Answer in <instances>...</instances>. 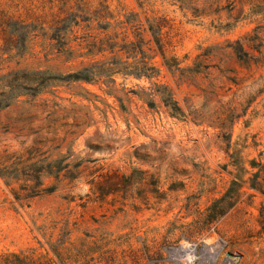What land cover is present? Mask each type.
I'll return each instance as SVG.
<instances>
[{"label": "rangeland", "instance_id": "1", "mask_svg": "<svg viewBox=\"0 0 264 264\" xmlns=\"http://www.w3.org/2000/svg\"><path fill=\"white\" fill-rule=\"evenodd\" d=\"M65 1L78 3L0 0V78L47 73L0 81V95L10 86L25 92L0 110V170H19L0 176V255L44 264H264V194L251 188L264 183V63L245 64L233 49L241 41L260 56L245 43L255 37L264 54V10L239 4L231 17L196 18L166 0L143 9L137 0H91L122 19L138 14L145 28L146 18H160L165 56L179 70L155 48L152 80L62 83L56 77L82 61L105 58L64 63L41 37L24 54L8 44L18 41L10 30L30 25L50 34Z\"/></svg>", "mask_w": 264, "mask_h": 264}, {"label": "trees", "instance_id": "2", "mask_svg": "<svg viewBox=\"0 0 264 264\" xmlns=\"http://www.w3.org/2000/svg\"><path fill=\"white\" fill-rule=\"evenodd\" d=\"M147 1L137 0L140 9L146 6ZM178 5L182 11L191 12L196 18H207L216 16L221 19L222 13L228 11L230 17L234 9L240 4L243 6L250 5L253 12L264 10V4L256 3L254 0H227L228 6L223 8L220 6L222 0H166ZM69 1H65L62 14L50 25V31L46 33L45 28L39 25H30L23 27L25 30H16L9 33L17 35V44H8L9 49L19 47L18 50L22 54L28 50V44L31 40L41 37L51 41V53L56 51L59 58H63L64 63H71L79 59L94 60L101 56L105 59L102 61H93L88 65H83L80 69L74 70L66 75H59L56 79L62 83H94L102 81L105 84L116 83L114 77L122 76L135 77L137 79L146 78L152 80L159 74L152 61L156 57L155 51L162 56L164 64L171 70H179V62L172 58L167 59L165 56V43L163 39L164 24L160 18H146V28L139 20V15L130 12L124 14L111 11L110 5L101 2L100 7L93 9L91 0H78L75 8H67ZM257 13V12H256ZM83 33L78 35L79 31ZM149 36V37H148ZM76 49H73V44ZM247 46L260 53V56H253L248 52L241 41L236 42L233 47L238 59L245 63H264V54L259 45L256 44L255 37H247L245 39ZM19 45V46H17ZM156 48V50H155ZM47 73H14L0 78V81L16 77L19 80H28L29 78L43 75ZM43 86V84H42ZM44 87L36 88L34 96L40 94ZM25 92L22 88L10 86L8 92L0 95V110L10 107L14 101ZM179 111V108H175ZM19 170L1 171L0 176L3 178H14L19 175ZM258 178V177H257ZM235 184V183H234ZM251 188L264 194V183L255 180ZM52 191V190H50ZM228 196V195H227ZM224 201L221 199L220 204ZM224 210L217 212V217L224 215ZM216 218L211 219V222ZM260 224L264 230V207L260 210ZM0 264H44L40 259L33 255H23L10 253L0 255Z\"/></svg>", "mask_w": 264, "mask_h": 264}]
</instances>
